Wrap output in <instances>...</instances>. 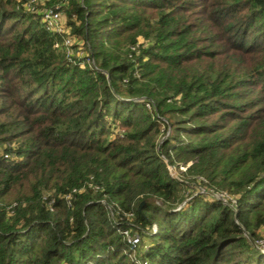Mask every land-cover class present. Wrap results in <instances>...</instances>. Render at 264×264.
I'll list each match as a JSON object with an SVG mask.
<instances>
[{"label": "trees", "instance_id": "16d2710c", "mask_svg": "<svg viewBox=\"0 0 264 264\" xmlns=\"http://www.w3.org/2000/svg\"><path fill=\"white\" fill-rule=\"evenodd\" d=\"M63 4L0 0V264H264V0Z\"/></svg>", "mask_w": 264, "mask_h": 264}, {"label": "rangeland", "instance_id": "374dc122", "mask_svg": "<svg viewBox=\"0 0 264 264\" xmlns=\"http://www.w3.org/2000/svg\"><path fill=\"white\" fill-rule=\"evenodd\" d=\"M20 2L24 1V9L26 10V12L28 13H32L37 15L40 18V15L48 9H55L57 10L62 17V21H61V25L63 27V37L64 39H69L70 40V44L67 45V49L63 50V52L65 53V56L68 59H73V60H83L85 58V54L82 48V45L79 43V41L73 37L71 35V31L69 28H67V22H68V17L66 15V10L65 7L63 6V0H19ZM88 63V62H86ZM83 65V63H82ZM168 131L165 135V137H167L169 135ZM189 166V165H188ZM168 173L170 175V177L172 179H176V180H180L181 179V175H183L186 171L185 167H171L170 165H166ZM210 196L218 201H221L224 205L229 206L230 208H232L230 205H228L225 196L223 195H217V194H213V193H209ZM188 199L186 200L189 201L194 197H199V196H204L207 195L206 191L204 188L202 187H198L197 189H189L188 190ZM152 234H156L158 233L156 226L152 227ZM259 238L258 241L256 242H250L254 248L256 250H258V252L263 251L264 252V227L259 229V231L257 232ZM135 239V237H130L127 236L126 237V242L129 245V251H132V257L134 256L135 252L137 249L140 248L141 246V241L139 239V241L136 244H133L132 241Z\"/></svg>", "mask_w": 264, "mask_h": 264}, {"label": "built area", "instance_id": "2783aa9c", "mask_svg": "<svg viewBox=\"0 0 264 264\" xmlns=\"http://www.w3.org/2000/svg\"><path fill=\"white\" fill-rule=\"evenodd\" d=\"M62 17L61 14L55 10V9H48L45 10L41 15H40V23L43 27V29L50 33V34H55V35H62L63 36V27L61 25ZM70 44L69 39H62L61 43H56L55 48H61L63 50L67 49V45ZM139 241L137 237L132 241L133 244H136ZM264 254V253H263Z\"/></svg>", "mask_w": 264, "mask_h": 264}, {"label": "water", "instance_id": "95a60500", "mask_svg": "<svg viewBox=\"0 0 264 264\" xmlns=\"http://www.w3.org/2000/svg\"><path fill=\"white\" fill-rule=\"evenodd\" d=\"M141 206H142V204H141ZM141 206H140V207H141ZM260 253L263 254L264 252H263V251H260Z\"/></svg>", "mask_w": 264, "mask_h": 264}]
</instances>
